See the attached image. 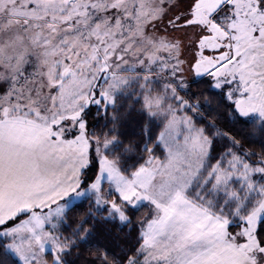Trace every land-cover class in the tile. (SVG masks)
<instances>
[{
  "label": "snow or ice",
  "instance_id": "snow-or-ice-1",
  "mask_svg": "<svg viewBox=\"0 0 264 264\" xmlns=\"http://www.w3.org/2000/svg\"><path fill=\"white\" fill-rule=\"evenodd\" d=\"M0 264H264V0H0Z\"/></svg>",
  "mask_w": 264,
  "mask_h": 264
}]
</instances>
